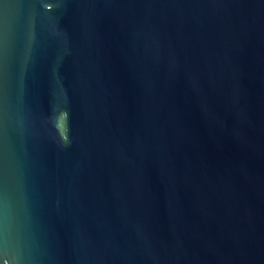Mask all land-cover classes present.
<instances>
[{"label": "water", "instance_id": "water-1", "mask_svg": "<svg viewBox=\"0 0 264 264\" xmlns=\"http://www.w3.org/2000/svg\"><path fill=\"white\" fill-rule=\"evenodd\" d=\"M0 264H264V0H0Z\"/></svg>", "mask_w": 264, "mask_h": 264}]
</instances>
